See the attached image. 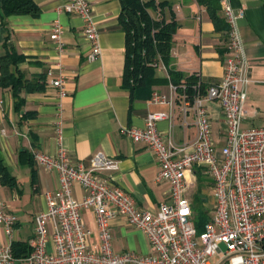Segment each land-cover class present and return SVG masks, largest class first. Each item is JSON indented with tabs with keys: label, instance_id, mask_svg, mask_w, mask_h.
I'll return each mask as SVG.
<instances>
[{
	"label": "crops",
	"instance_id": "1",
	"mask_svg": "<svg viewBox=\"0 0 264 264\" xmlns=\"http://www.w3.org/2000/svg\"><path fill=\"white\" fill-rule=\"evenodd\" d=\"M99 31L101 54L92 62L86 60L89 43L83 35L80 18L66 14V0H33L39 9L35 17L12 15L0 17V58L14 54L19 58L16 70L24 82H37L41 90L25 87L17 92L0 88L3 104L0 105V158L8 172L3 180L0 175V201L16 218L12 240L0 226V249L15 244L13 264H28L24 258L31 252L35 232V218L46 209L44 193L59 186L58 174L37 165L34 151L47 155L56 152V124L60 123L61 143L72 164L88 167L97 154L118 162L115 172H103L113 184L128 193L139 209L157 212L160 205L169 201V184L157 181L159 165L154 153L144 144L134 143L125 135L129 128H142L150 112L172 114L156 125L165 143L171 138L176 144L193 140L196 128L192 111L187 126L181 125L180 109L183 100L171 89L167 80L168 70L180 73L183 78L197 73L207 87L218 84L223 76L227 52L224 5L234 10L243 9L244 18L238 21L239 34L244 44L250 82L245 87L247 117L243 129L264 128V0H219L214 17L209 7L197 0H155L166 7L149 11L152 18L165 21L175 19L177 27L172 37L170 64L158 59L154 66L155 82L147 83L132 91L123 86L125 70V33L119 24L120 0H88ZM0 15H2L0 11ZM54 21L62 26V52H58L51 29ZM60 62L61 71L56 63ZM14 67H11V70ZM52 75L48 76L47 72ZM1 74V70H0ZM62 75L67 91L59 100L50 81ZM159 93L172 101L170 106L152 101V94ZM60 103L61 110L57 109ZM21 105L18 111L16 105ZM210 118V132L216 154L220 156L225 144V123L220 105L215 101L205 103ZM203 169L191 167L186 172L190 184L187 199L195 213V197L200 196L204 210L209 214L214 200L212 186L201 187ZM211 181V179H210ZM212 183V181H211ZM198 186L193 194L192 188ZM75 199L84 190L74 185ZM84 224L94 230V216L82 213ZM49 234L53 225H48ZM111 247L115 253L134 252L150 254L146 236L133 228L122 216L109 222ZM47 249L53 250L50 238Z\"/></svg>",
	"mask_w": 264,
	"mask_h": 264
},
{
	"label": "built area",
	"instance_id": "2",
	"mask_svg": "<svg viewBox=\"0 0 264 264\" xmlns=\"http://www.w3.org/2000/svg\"><path fill=\"white\" fill-rule=\"evenodd\" d=\"M66 14L80 18L83 35L89 43L88 62L100 57L99 31L88 0H66ZM226 23L227 52L223 76L218 84L207 86L204 94L191 102L171 89L184 102L180 109L181 125L187 126L192 111L196 133L191 141L176 144L171 138L165 143L157 130L159 121L174 120L172 114L150 112L142 128L125 130L134 143L147 146L155 155L159 171L157 181L169 184V201L157 212L137 207L132 197L112 183L103 172L118 170V162L97 154L90 165L72 164L61 143L60 123L56 124V152L47 155L34 151V162L58 174L59 186L44 193L46 209L35 218L31 252L24 260L28 264H212L211 258L221 255L216 264H230L229 259L241 257V264H264V128L243 129L247 117L245 87L249 84L248 63L239 34L238 21L244 10L223 7ZM62 26L54 21L51 29L58 52L64 49ZM61 71L60 62L56 63ZM155 66V63H154ZM52 75L51 71L47 72ZM59 100L67 95L65 81L60 74L50 81ZM152 101L170 106L172 101L159 93ZM217 102L225 123V144L220 156L216 154L210 132V118L205 103ZM0 95V105L3 104ZM57 109L61 110L60 103ZM191 167L203 169L212 181L214 205L209 220L198 234L193 224L192 204L187 199L190 184L186 172ZM74 185L84 190L80 199L72 196ZM94 216V230L87 227L82 213ZM116 216L141 231L149 241L151 253H115L111 247L109 222ZM16 216L0 201V226L12 240ZM53 225L49 234L48 225ZM50 238L53 250L47 249ZM224 246V249L221 248ZM11 245L0 249V264H13Z\"/></svg>",
	"mask_w": 264,
	"mask_h": 264
},
{
	"label": "trees",
	"instance_id": "3",
	"mask_svg": "<svg viewBox=\"0 0 264 264\" xmlns=\"http://www.w3.org/2000/svg\"><path fill=\"white\" fill-rule=\"evenodd\" d=\"M120 2L121 12L118 20L126 39L123 86L132 91L147 83L155 82L154 63L158 59L169 66L171 42L177 24L174 18L167 22L159 17L157 19L151 17L149 11L166 7L165 2L159 4H156L155 0H120ZM197 2L207 5L212 17L219 9V0H197ZM0 11L2 20L12 15L35 17L39 14V9L33 0H0ZM18 60L19 58L12 53L0 58V88L10 87L15 92L22 87L29 90H41L42 86H38L37 82H24L16 70ZM11 67L14 68L11 70ZM167 80L175 86L179 95L185 96L188 102H191L195 96L204 94L206 89L197 73L183 78L180 73L168 70ZM15 108L20 111L21 105L17 104ZM0 175L3 180L8 178V172L1 158ZM202 203L200 196L197 195L193 224L198 234L202 233L204 224L210 218ZM15 248L16 245L13 244L11 250L14 256L17 255Z\"/></svg>",
	"mask_w": 264,
	"mask_h": 264
},
{
	"label": "rangeland",
	"instance_id": "4",
	"mask_svg": "<svg viewBox=\"0 0 264 264\" xmlns=\"http://www.w3.org/2000/svg\"><path fill=\"white\" fill-rule=\"evenodd\" d=\"M199 179H200L199 181H200L201 187H204V188L209 187L210 188L212 186L210 178H208L207 176H200ZM196 189H198V186H195L194 188H192L191 191L194 192L193 194L196 193ZM210 213L212 214V211ZM221 248L224 249V246L221 245ZM220 256L221 255H217V256L212 257L210 262L212 264H216L217 261L219 260ZM228 261L230 264H241V257L240 256H234V257L230 258Z\"/></svg>",
	"mask_w": 264,
	"mask_h": 264
}]
</instances>
